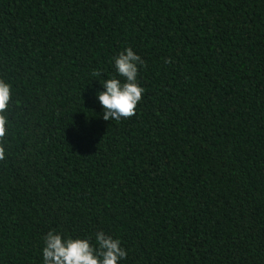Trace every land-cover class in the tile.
Here are the masks:
<instances>
[{"label":"trees","instance_id":"1","mask_svg":"<svg viewBox=\"0 0 264 264\" xmlns=\"http://www.w3.org/2000/svg\"><path fill=\"white\" fill-rule=\"evenodd\" d=\"M127 47L145 91L105 121ZM0 78V264H43L52 229L119 264H264V0H0Z\"/></svg>","mask_w":264,"mask_h":264},{"label":"clouds","instance_id":"2","mask_svg":"<svg viewBox=\"0 0 264 264\" xmlns=\"http://www.w3.org/2000/svg\"><path fill=\"white\" fill-rule=\"evenodd\" d=\"M113 63L116 76L104 80L103 90L96 98L102 108V118L119 123L135 115L142 99L145 89L138 81V73L144 61L133 48L127 47L114 57ZM11 93L12 85L0 78V160L6 156ZM41 254L43 264H119L126 258L127 251L119 238L102 230L95 233L93 242V238L73 237L52 229L43 237Z\"/></svg>","mask_w":264,"mask_h":264}]
</instances>
